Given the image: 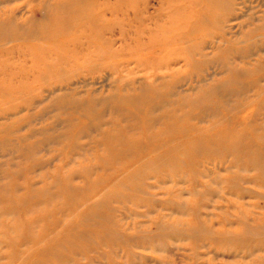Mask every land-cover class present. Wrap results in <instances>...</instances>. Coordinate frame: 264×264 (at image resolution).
<instances>
[{
	"label": "rangeland",
	"instance_id": "rangeland-1",
	"mask_svg": "<svg viewBox=\"0 0 264 264\" xmlns=\"http://www.w3.org/2000/svg\"><path fill=\"white\" fill-rule=\"evenodd\" d=\"M41 2L0 5V264H264V0H130L71 57Z\"/></svg>",
	"mask_w": 264,
	"mask_h": 264
},
{
	"label": "bare ground",
	"instance_id": "bare-ground-1",
	"mask_svg": "<svg viewBox=\"0 0 264 264\" xmlns=\"http://www.w3.org/2000/svg\"><path fill=\"white\" fill-rule=\"evenodd\" d=\"M10 1H5L3 3L0 2V5L6 2L9 3ZM109 1L110 0H81L80 5L77 4L75 0H53L49 7L45 6L46 2H44V4L41 2L39 9L42 11H64L63 21L65 22L64 27H66L64 30L67 35L65 36L64 42H62V47L57 44H53L54 46L51 48V50L57 53L59 52L61 55H67L66 57H71L73 52L78 48V41L73 38L76 34L71 32V25L75 24L76 16L81 19V25L78 26L79 29L77 30L78 34L76 38L81 36L82 33L86 32L88 35V38L86 39H95V41H100L99 37H104L110 42L113 41V37L117 35L119 37H123L125 34L127 35V33L131 31L130 23L133 22L134 17L130 19L129 15L127 14V10L125 12L123 10L120 11V8L128 7L130 0H113L112 3ZM84 4H86V6H84ZM91 4L95 7V9L90 12L89 7ZM42 5H44V8H42ZM78 5L82 6V10L80 9L81 11H78ZM67 18L68 20H66ZM35 20L36 19L31 14L25 20H21L20 23V20L18 21L14 15V10H11L9 11L8 15L0 21V23H12L11 25H14L15 28H18L22 27L21 24H24L25 22L27 23L28 21H31V23H33ZM58 23H61L60 20H56L55 24L57 25ZM114 24L117 26V28ZM60 30L61 26H58L56 31L53 29L52 34L50 33L53 42L61 37ZM114 33H116V35H114ZM44 37H48V35H45ZM69 44H71V47H73L71 50L73 52L70 51V53H67L66 49H69Z\"/></svg>",
	"mask_w": 264,
	"mask_h": 264
}]
</instances>
